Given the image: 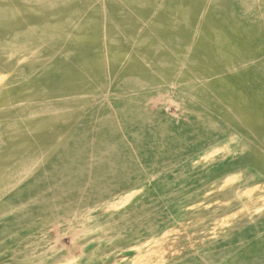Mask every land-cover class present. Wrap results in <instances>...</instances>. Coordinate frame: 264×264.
Instances as JSON below:
<instances>
[{
  "label": "rangeland",
  "instance_id": "obj_1",
  "mask_svg": "<svg viewBox=\"0 0 264 264\" xmlns=\"http://www.w3.org/2000/svg\"><path fill=\"white\" fill-rule=\"evenodd\" d=\"M0 62V264H264V0H0Z\"/></svg>",
  "mask_w": 264,
  "mask_h": 264
},
{
  "label": "bare ground",
  "instance_id": "obj_2",
  "mask_svg": "<svg viewBox=\"0 0 264 264\" xmlns=\"http://www.w3.org/2000/svg\"><path fill=\"white\" fill-rule=\"evenodd\" d=\"M18 58H19V57H18ZM12 59H13V58H12ZM15 59H16V58H15ZM28 59H29V58H28ZM28 59H27V60H28ZM1 60H2V59H1ZM22 60H23V59H22ZM4 62H5V61H4ZM22 62H24V61H22ZM0 63H1V62H0ZM8 63H9V61H8ZM4 64H5V63H4ZM4 64H3V65H4ZM6 65H7V64H6ZM25 65H27V64H25ZM31 65H32V64H31ZM0 67H1V66H0ZM28 67H29V66H28ZM32 67H33V66H32ZM2 69H3V68H2ZM8 71H9V70H8ZM8 71H7V72H8ZM3 72H4V71H3ZM29 75H30V74H29ZM23 76H24V75H23ZM19 77H20V76H19ZM26 77H27V76H26ZM0 78H2V77H0ZM22 78H23V77H22Z\"/></svg>",
  "mask_w": 264,
  "mask_h": 264
}]
</instances>
